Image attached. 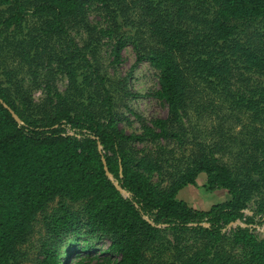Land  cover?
<instances>
[{
	"label": "trees",
	"instance_id": "obj_1",
	"mask_svg": "<svg viewBox=\"0 0 264 264\" xmlns=\"http://www.w3.org/2000/svg\"><path fill=\"white\" fill-rule=\"evenodd\" d=\"M93 1L104 23L88 20ZM102 39L112 64L132 44L134 64L146 60L157 71L154 94L167 104L166 117L134 113L138 133L119 126L106 75L91 59ZM2 50L0 264L28 261L23 246L39 221L34 264H86L65 246L81 234L108 239L114 257L106 264H264V237L250 228L264 217L263 129L256 125L234 167L216 155L218 144L174 164L167 147L183 143L198 93L264 125V81L250 77L264 79V0H0ZM57 75L67 79L65 91ZM186 186L229 197L196 209L177 196ZM246 208V225L223 232Z\"/></svg>",
	"mask_w": 264,
	"mask_h": 264
},
{
	"label": "rangeland",
	"instance_id": "obj_2",
	"mask_svg": "<svg viewBox=\"0 0 264 264\" xmlns=\"http://www.w3.org/2000/svg\"><path fill=\"white\" fill-rule=\"evenodd\" d=\"M90 7L88 20L92 23H104V15L102 10L98 8L97 1ZM36 23L35 17L28 18V25L34 26ZM37 25V23H36ZM87 34L84 30H80L76 34V40L82 42L86 39ZM110 41L102 39L91 54L96 65L100 67L101 73H104L107 78V85L110 88L114 109L118 115L119 126L127 133H138L140 131V123L134 113L140 115L146 121L153 117H166L167 104L155 96V91L158 89L157 71L153 69L146 61L135 63L136 54L132 44H127L121 52V61L119 64H112V56L110 54ZM5 54L6 50L0 51ZM5 57V56H3ZM9 59V58H6ZM5 59V60H6ZM10 63V62H9ZM135 65V66H133ZM248 77V74H246ZM251 79L262 80V77L252 74ZM55 84L60 91H65L67 79L64 76H56ZM198 93L195 97V104L189 106L187 111L188 121L186 134L183 136V143L172 140L168 142V149H174V164L177 158L181 155H190L196 152L199 147H213L215 144L220 145V150L216 152L217 156L231 167L240 165L237 160L238 153L247 155L243 148H247L248 143L253 139L252 132L257 126L263 130L258 134L261 138L264 137V125L259 122H252L251 116L248 113L239 112L236 109L229 110L227 107L220 108L221 102L218 98L206 94L201 96ZM42 96L41 91H35L33 98L37 101ZM209 100V101H208ZM208 102H213L215 105L214 112L207 109ZM222 118H225L222 121ZM247 126L246 129L243 127ZM225 132V133H222ZM164 143V141H162ZM245 144V145H243ZM239 158V156H238ZM204 175H199L197 181L201 184ZM178 198L185 200L190 206L196 209H207L212 204L228 199V194L225 190L206 191L202 187L186 186L178 193ZM256 199L257 197H253ZM255 200L249 202L250 207L255 206ZM260 218H258L259 220ZM39 221L35 225V232L32 235L30 242L23 246V250L28 256V261L21 264H34L33 259L37 256L39 239L43 237L44 229ZM259 237V234H256ZM85 242L91 244L88 250H83L82 246ZM109 244L107 238H94L86 240L84 234L79 235L69 245V250L72 251L74 260L85 258L86 264H106L107 258H113L106 248Z\"/></svg>",
	"mask_w": 264,
	"mask_h": 264
},
{
	"label": "built area",
	"instance_id": "obj_3",
	"mask_svg": "<svg viewBox=\"0 0 264 264\" xmlns=\"http://www.w3.org/2000/svg\"><path fill=\"white\" fill-rule=\"evenodd\" d=\"M243 212H244V217L242 219H237L229 223L225 228H223V232L228 233L231 230V228H234L237 225L245 226L246 224L243 222L245 216L252 215V212L248 208L244 209ZM255 220L258 221V217H255ZM261 221L262 222L260 224H253L252 226H250V228L255 234H259L260 235L259 237H264V217L261 219Z\"/></svg>",
	"mask_w": 264,
	"mask_h": 264
},
{
	"label": "water",
	"instance_id": "obj_4",
	"mask_svg": "<svg viewBox=\"0 0 264 264\" xmlns=\"http://www.w3.org/2000/svg\"><path fill=\"white\" fill-rule=\"evenodd\" d=\"M0 102H2L1 99H0ZM3 105H4V106L10 111L12 117H13L16 121L20 122V119H19V117L15 114V112H14L10 107H8L5 103H3ZM102 161H103V164H104V169H105V171H106V174L108 175L109 179L113 180L112 175L107 171V167H106V163H105L104 158H102ZM255 178H256V177H255ZM113 183H114V185L117 187V189L121 190L120 187H119L118 184H117V181L113 180ZM122 192H123V193H126V192H124V191H122Z\"/></svg>",
	"mask_w": 264,
	"mask_h": 264
}]
</instances>
